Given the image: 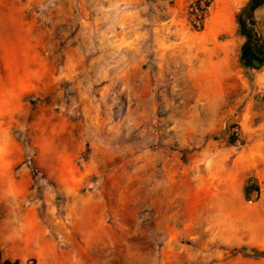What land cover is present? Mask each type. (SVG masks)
I'll return each mask as SVG.
<instances>
[{
  "label": "rangeland",
  "instance_id": "rangeland-1",
  "mask_svg": "<svg viewBox=\"0 0 264 264\" xmlns=\"http://www.w3.org/2000/svg\"><path fill=\"white\" fill-rule=\"evenodd\" d=\"M189 1L0 4V264H206L221 186L264 193L243 9L231 51Z\"/></svg>",
  "mask_w": 264,
  "mask_h": 264
},
{
  "label": "crops",
  "instance_id": "crops-1",
  "mask_svg": "<svg viewBox=\"0 0 264 264\" xmlns=\"http://www.w3.org/2000/svg\"><path fill=\"white\" fill-rule=\"evenodd\" d=\"M4 0H0L3 4ZM188 0H177V10H182ZM251 0H213L210 14L205 23L208 35H216L219 39L226 36L231 51L244 44L238 35L237 16ZM140 14H130L136 19ZM264 6L255 12L256 27L264 37ZM256 85L264 92V68L257 71ZM253 182L248 176L240 186L234 189L228 183L218 190L212 201L214 215L211 231L206 235L210 241V249L206 252V264H264V256L255 257L253 250L264 252V193L261 189L253 190L250 199L246 198L245 187ZM257 185V184H256ZM260 188V187H259ZM31 222L40 228L36 218V210L30 209ZM41 230V228H40ZM42 232V231H41ZM247 248V255L232 256L230 250Z\"/></svg>",
  "mask_w": 264,
  "mask_h": 264
},
{
  "label": "trees",
  "instance_id": "trees-1",
  "mask_svg": "<svg viewBox=\"0 0 264 264\" xmlns=\"http://www.w3.org/2000/svg\"><path fill=\"white\" fill-rule=\"evenodd\" d=\"M250 5L252 8H255V9H259L261 7L264 6V0H251L247 6ZM246 6V7H247ZM244 7V9L246 8ZM243 9V11H244ZM256 10V11H257ZM256 11H253L254 13H251L250 15H248V22L244 23L243 19H242V14L239 15V22L241 23L242 25V33L245 35L247 32H250L252 34H254V31H255V27H256V19H255V12ZM243 13V12H242ZM261 32L260 29H258ZM263 37V35H261ZM264 43V42H263ZM242 61L245 62V63H251V60L249 58H243L242 57ZM235 141H234V138L232 139L231 143L233 144ZM253 190H256L259 192L260 188H259V185H256V184H250L248 183V185L245 187V194H246V198L249 200L250 199V194L252 193ZM242 252L244 253V255L248 256L247 255V248H243L242 249ZM253 255L252 256H255V257H260V256H264V252H260V251H257V250H253Z\"/></svg>",
  "mask_w": 264,
  "mask_h": 264
},
{
  "label": "flooded vegetation",
  "instance_id": "flooded-vegetation-1",
  "mask_svg": "<svg viewBox=\"0 0 264 264\" xmlns=\"http://www.w3.org/2000/svg\"><path fill=\"white\" fill-rule=\"evenodd\" d=\"M256 10L257 9L252 8L250 5H248L247 8L244 9L242 13V19L244 23L248 22V15L254 13L253 11ZM245 36L247 38V41L242 47V57L249 58L254 66L255 60L260 61L262 65L264 63V43L261 42L255 34H252L250 32H247Z\"/></svg>",
  "mask_w": 264,
  "mask_h": 264
},
{
  "label": "built area",
  "instance_id": "built-area-1",
  "mask_svg": "<svg viewBox=\"0 0 264 264\" xmlns=\"http://www.w3.org/2000/svg\"><path fill=\"white\" fill-rule=\"evenodd\" d=\"M213 0H190L187 11L190 15L193 26L201 30L210 14V7Z\"/></svg>",
  "mask_w": 264,
  "mask_h": 264
},
{
  "label": "water",
  "instance_id": "water-1",
  "mask_svg": "<svg viewBox=\"0 0 264 264\" xmlns=\"http://www.w3.org/2000/svg\"><path fill=\"white\" fill-rule=\"evenodd\" d=\"M246 8H247V7H246ZM245 18H246V17H245ZM254 64H255L256 67L261 66V63H260V61H258V60H255V61H254Z\"/></svg>",
  "mask_w": 264,
  "mask_h": 264
}]
</instances>
